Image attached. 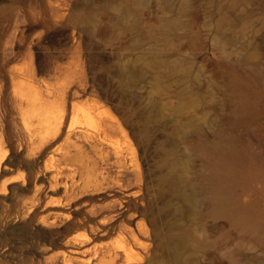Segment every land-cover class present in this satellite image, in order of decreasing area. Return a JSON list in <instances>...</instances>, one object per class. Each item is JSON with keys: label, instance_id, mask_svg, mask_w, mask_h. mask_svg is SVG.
<instances>
[{"label": "rangeland", "instance_id": "1", "mask_svg": "<svg viewBox=\"0 0 264 264\" xmlns=\"http://www.w3.org/2000/svg\"><path fill=\"white\" fill-rule=\"evenodd\" d=\"M219 143L243 168L224 214ZM177 247L264 264V0H0V264Z\"/></svg>", "mask_w": 264, "mask_h": 264}, {"label": "bare ground", "instance_id": "2", "mask_svg": "<svg viewBox=\"0 0 264 264\" xmlns=\"http://www.w3.org/2000/svg\"><path fill=\"white\" fill-rule=\"evenodd\" d=\"M183 110L180 108L177 115H182ZM197 122L191 121L190 127L199 129ZM215 160L212 161L208 182L213 188V201L215 213L224 214L229 205H233V196L235 194V182L243 173L242 160L235 156L233 148L226 143H219L216 150ZM207 188V187H206ZM186 195V194H185ZM235 205V203H234ZM178 248V247H177ZM175 248V264H190L184 257L181 249Z\"/></svg>", "mask_w": 264, "mask_h": 264}]
</instances>
